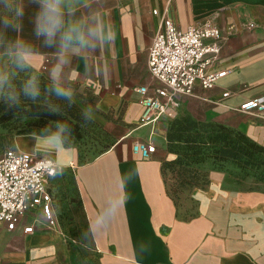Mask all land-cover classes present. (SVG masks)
I'll return each mask as SVG.
<instances>
[{
	"label": "crops",
	"instance_id": "1",
	"mask_svg": "<svg viewBox=\"0 0 264 264\" xmlns=\"http://www.w3.org/2000/svg\"><path fill=\"white\" fill-rule=\"evenodd\" d=\"M100 7L115 28L113 45L88 56L87 68L70 57L60 78L82 93L75 96L106 146L86 159L60 141L54 157H39L58 166L49 191L59 227L50 228L40 208L15 230L0 222V264H264V167L194 159L186 142L169 141L176 132L166 122L192 103L207 105L220 120H245L231 126L264 148V114L238 111L264 99V0H101ZM165 17L182 29L216 24L224 38L216 68L227 75L214 89L196 85L192 96L181 95L174 117L141 126L138 90L159 87L149 48ZM24 35L42 53L39 77L52 82L56 49L32 35L27 18ZM100 64L107 71L98 72ZM15 71L0 64V78ZM146 141L157 147L150 160L133 152Z\"/></svg>",
	"mask_w": 264,
	"mask_h": 264
},
{
	"label": "built area",
	"instance_id": "2",
	"mask_svg": "<svg viewBox=\"0 0 264 264\" xmlns=\"http://www.w3.org/2000/svg\"><path fill=\"white\" fill-rule=\"evenodd\" d=\"M155 15L158 12H154ZM223 35L212 21L187 29L164 18L151 47L149 70L159 84L154 94L141 87L140 104L144 108L141 126L154 125L163 116L174 117L180 107L179 97L192 96L196 85L214 89L227 75L216 66L223 50ZM46 69V68H45ZM241 113L262 116L264 99L250 100L238 109ZM150 141L134 145L133 152L150 160L157 152ZM58 166L50 159H39L19 150H8L0 156V222L15 230L23 218L40 208L50 228H58L49 182ZM33 227L25 228L26 234Z\"/></svg>",
	"mask_w": 264,
	"mask_h": 264
},
{
	"label": "clouds",
	"instance_id": "3",
	"mask_svg": "<svg viewBox=\"0 0 264 264\" xmlns=\"http://www.w3.org/2000/svg\"><path fill=\"white\" fill-rule=\"evenodd\" d=\"M100 3L101 0H0V64L27 73L25 95L34 99L39 92L42 57L38 47L24 35L26 18L32 35L41 39L44 47L56 49V63L50 72L53 87L49 91L71 99V89L60 78L69 58L78 57L87 68L88 56L111 47L116 39L115 28L105 21ZM97 71H107V65H98ZM12 74L5 73L0 85Z\"/></svg>",
	"mask_w": 264,
	"mask_h": 264
},
{
	"label": "rangeland",
	"instance_id": "4",
	"mask_svg": "<svg viewBox=\"0 0 264 264\" xmlns=\"http://www.w3.org/2000/svg\"><path fill=\"white\" fill-rule=\"evenodd\" d=\"M12 79L18 80V77H10ZM11 88L0 89V142L13 143L19 151L36 158L54 157L61 149L60 141L65 148L81 151L86 159L103 151L106 146L104 136L82 109L80 97L75 96L82 94L79 90L72 94L70 104L56 96H35L34 99L32 96H11ZM243 121L235 118L220 120L207 105L192 103L180 111L176 120L166 122L172 132H176L177 122L198 126L192 136L200 134L198 142L210 144L201 153L192 151L190 156L195 159L213 157L218 146L215 139L224 130L231 133L232 140L236 139L237 133L243 134L231 126L232 123L241 125ZM4 151L0 150V156Z\"/></svg>",
	"mask_w": 264,
	"mask_h": 264
},
{
	"label": "trees",
	"instance_id": "5",
	"mask_svg": "<svg viewBox=\"0 0 264 264\" xmlns=\"http://www.w3.org/2000/svg\"><path fill=\"white\" fill-rule=\"evenodd\" d=\"M18 77V80L5 79L3 84L0 85L1 88H7L12 86L10 90L11 96H31L25 95L23 91V86L25 81L27 80V75L21 71H15L11 75V77ZM39 92L36 96H56L57 98L68 101L72 104L68 98L58 97L54 92L49 91L53 84L51 81L46 80L44 78L39 77ZM40 120L38 121V123ZM176 133L175 135L169 134V141H178V142H186L188 146L192 147V151L196 153H201L204 148L209 147L210 143L202 144L198 142L199 135L192 136V131L197 129L198 126L191 124L184 126L181 122H177L175 124ZM190 132L188 136L187 133ZM231 133L229 131L225 132V130L218 134L216 137L217 148L213 157L217 158L220 161H229L234 160L240 163H243L245 167L249 165H256L257 167H264V148L258 146L253 143L246 135L237 133V137L235 140L231 139ZM0 150H5L4 153L8 150H18L16 145L13 143L0 142ZM208 150V149H206Z\"/></svg>",
	"mask_w": 264,
	"mask_h": 264
}]
</instances>
